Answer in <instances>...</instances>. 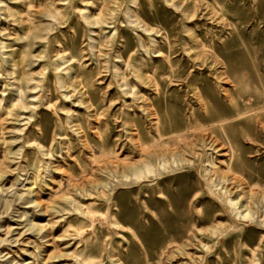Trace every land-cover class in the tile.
Segmentation results:
<instances>
[{
    "label": "rangeland",
    "instance_id": "374dc122",
    "mask_svg": "<svg viewBox=\"0 0 264 264\" xmlns=\"http://www.w3.org/2000/svg\"><path fill=\"white\" fill-rule=\"evenodd\" d=\"M193 81L211 113L234 112L226 90L260 103L264 0H0V264H264V108L217 143L230 172L120 175L156 150V118L201 115Z\"/></svg>",
    "mask_w": 264,
    "mask_h": 264
},
{
    "label": "bare ground",
    "instance_id": "6f19581e",
    "mask_svg": "<svg viewBox=\"0 0 264 264\" xmlns=\"http://www.w3.org/2000/svg\"><path fill=\"white\" fill-rule=\"evenodd\" d=\"M219 77V80L222 81L221 75ZM220 83L221 82H219L218 84ZM191 86L195 91V98H197L201 107V115L199 116L195 113H191L189 118H186L187 122L185 127L183 128H179V125L175 123H167V125H165L163 121H161L159 118H156L153 130L154 135L152 137V144L142 145V152L148 151L150 147H155L156 150L154 152H147V154L143 156V159L137 164H131L127 168H123L120 171V175L122 178L129 180L132 179V177H135L136 180H139L143 177H148L151 175L158 176L166 172H173L183 169L186 165L190 166L193 164L195 159L198 160L199 163H201L204 159L203 162L208 165V167H206V174L211 173L215 169L221 170L222 173L230 172L232 170V163H229L225 167L217 163L215 155L217 151V143L219 145L222 144L221 142H219L220 138L226 137L228 135V128L233 127V123H229L231 119H238L243 114H246L249 111L255 112L260 108H264V98L260 100V103H255L252 104L251 107H246V109H250L243 111L239 109L235 110L236 106L233 100V96L225 89V94L227 95L226 97H229L228 99H230V104H232L234 107V112L229 113L230 115L228 116H223L217 113L210 112L209 102L207 100L208 95L206 94V92H204V89L201 86H199L195 81L191 83ZM255 113L259 117L258 112ZM263 122L264 121H262L261 119L258 120V123ZM238 123L242 124L241 121H238ZM166 139L168 140L166 141ZM169 146L172 147L168 148ZM165 147H167V149H165ZM179 147L180 150H178ZM185 152L190 153L191 157L185 156ZM120 175L119 173L114 172V176L110 175L107 179L97 184L96 188L99 189L98 191L106 193L105 191H108L107 189L112 184L113 177L117 181H119ZM224 178L225 176L222 175L221 178L213 179L210 182L214 189L217 190L218 194H220L219 196L221 198L228 192H231L229 189H227L226 186H223ZM191 192L193 193V190ZM88 193L91 194V192ZM160 193L162 192L160 191ZM69 201L70 204H72L77 210H79V207L75 204L73 198H70ZM225 202L228 205L229 210L237 218H253L256 214V210H252L249 204V200H242L239 194H234L231 192L229 195H227ZM88 211L90 212L91 209L87 208L86 212ZM109 211L111 216V225L119 228H124V225H122L121 222L117 219L116 212H114L111 207H109ZM41 227L42 226H39L38 224L35 225V228L38 230L41 229ZM117 261L119 262L120 259L117 258L116 260H113L112 264H123L118 263Z\"/></svg>",
    "mask_w": 264,
    "mask_h": 264
}]
</instances>
